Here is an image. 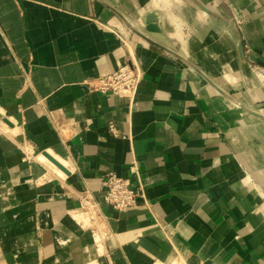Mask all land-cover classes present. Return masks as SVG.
<instances>
[{
    "label": "crops",
    "instance_id": "0c3cea01",
    "mask_svg": "<svg viewBox=\"0 0 264 264\" xmlns=\"http://www.w3.org/2000/svg\"><path fill=\"white\" fill-rule=\"evenodd\" d=\"M134 60V102L94 88ZM262 72L264 0H0L1 248L47 264H264ZM134 164L144 196L98 257L71 219L77 196Z\"/></svg>",
    "mask_w": 264,
    "mask_h": 264
},
{
    "label": "built area",
    "instance_id": "2783aa9c",
    "mask_svg": "<svg viewBox=\"0 0 264 264\" xmlns=\"http://www.w3.org/2000/svg\"><path fill=\"white\" fill-rule=\"evenodd\" d=\"M143 77V67L134 60L100 77L94 88L103 94H113L134 102ZM110 130L117 134L114 124L110 125ZM131 171V177L109 173L96 192H83L77 196L78 207L71 212L74 224L92 235L100 257L108 255L116 242L114 221L137 207L144 196L145 187L136 164ZM107 209H111L113 214L110 215Z\"/></svg>",
    "mask_w": 264,
    "mask_h": 264
},
{
    "label": "rangeland",
    "instance_id": "374dc122",
    "mask_svg": "<svg viewBox=\"0 0 264 264\" xmlns=\"http://www.w3.org/2000/svg\"><path fill=\"white\" fill-rule=\"evenodd\" d=\"M260 76V79H261V82H262V85L264 87V72H262L261 74L258 75V78ZM1 248V246H0ZM96 249V248H95ZM29 252V251H28ZM97 252V251H96ZM8 253H13L14 255L10 257V255H8ZM26 254L27 255V252H21L19 253L18 251H10V252H6L4 251L2 248L0 249V264H27L25 263L21 258L20 256ZM98 254V252H97ZM30 256V255H29ZM26 257V256H25ZM28 257V255H27ZM26 257V258H27ZM99 257V256H98ZM28 262L30 263H33V264H47L46 262H42L41 260L39 261H31L28 259Z\"/></svg>",
    "mask_w": 264,
    "mask_h": 264
},
{
    "label": "water",
    "instance_id": "95a60500",
    "mask_svg": "<svg viewBox=\"0 0 264 264\" xmlns=\"http://www.w3.org/2000/svg\"><path fill=\"white\" fill-rule=\"evenodd\" d=\"M238 51H239V56L242 62H246V57H245V50H244V46H243V42L241 41L238 47ZM2 114L0 113V118H2ZM7 124H10V121L8 119H3ZM45 156L55 165L57 166L60 170H62L65 173H68L69 171L64 167V165L62 163H60L56 158H54L53 156H51L48 153H45Z\"/></svg>",
    "mask_w": 264,
    "mask_h": 264
},
{
    "label": "bare ground",
    "instance_id": "6f19581e",
    "mask_svg": "<svg viewBox=\"0 0 264 264\" xmlns=\"http://www.w3.org/2000/svg\"><path fill=\"white\" fill-rule=\"evenodd\" d=\"M60 161H61V163H63V165L66 166L65 162H63L62 160H60ZM8 255H10V257H11L14 254L13 253H8ZM25 256L27 257L26 254H24L23 256L21 255L20 258L27 264H33V263L28 262V257L26 258ZM180 264H184V262L182 261ZM185 264H198V262L193 258V259L185 260Z\"/></svg>",
    "mask_w": 264,
    "mask_h": 264
}]
</instances>
